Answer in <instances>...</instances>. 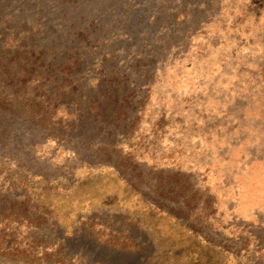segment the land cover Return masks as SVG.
Wrapping results in <instances>:
<instances>
[{"label": "rangeland", "instance_id": "374dc122", "mask_svg": "<svg viewBox=\"0 0 264 264\" xmlns=\"http://www.w3.org/2000/svg\"><path fill=\"white\" fill-rule=\"evenodd\" d=\"M13 15L20 43L66 33L52 54L78 55L88 99L115 77L126 101L114 132L62 99L37 112L0 163L27 198L0 202V264H264V0H0Z\"/></svg>", "mask_w": 264, "mask_h": 264}, {"label": "trees", "instance_id": "16d2710c", "mask_svg": "<svg viewBox=\"0 0 264 264\" xmlns=\"http://www.w3.org/2000/svg\"><path fill=\"white\" fill-rule=\"evenodd\" d=\"M55 14L56 12H50L51 16ZM25 21L28 22V16L26 19L23 17L22 23ZM36 21L37 18L34 23ZM12 22L15 23V15L0 27V163L6 162L8 169L15 171V169H11L9 164L14 160L10 155L15 156L16 153L20 152L21 147L17 144L19 142L25 143L24 136L27 131L35 127L41 130L45 126L32 124L37 112L46 117L42 118L43 121L52 122L51 112L55 107L53 104L58 99L69 102L72 107L82 108L80 110L85 113L82 128L91 122L99 121L100 125L113 123L115 125L113 132L117 131L116 129L121 122L120 113L116 114L114 111L109 113V107L121 108L125 105L126 99L125 96H120L118 93L121 86L117 83V79L113 77L115 72H111L114 79H108V81L101 84L108 90L101 92L99 96L88 99V94L83 90L75 73L79 64H81L78 55H69L64 63H59L55 60V55L52 54L54 44L63 39L66 33L59 29L54 31L47 24L38 29L28 27L27 36L24 38L25 42L20 43L19 37H16L15 33L10 30L9 24L11 25ZM3 28L9 29V32L2 38ZM79 35L77 38L83 41L85 36ZM42 39L47 45H44L41 51H37V44ZM23 44H26L27 47ZM72 49H77V46ZM37 52L39 53L37 54ZM143 59L145 57L136 59L131 69L137 71L141 66L143 67L146 63ZM53 66L56 69H53ZM123 85L125 84L123 83ZM81 90L82 92H80ZM22 95L25 98L19 100L18 98ZM40 95L44 99L36 102L35 99ZM27 96L30 97L25 100ZM71 125L78 126L76 124ZM35 149L32 148L27 154L33 155ZM76 153L78 154V151ZM78 155L85 159L92 157L98 159V162L102 165L107 161V158L105 159L100 152H84ZM17 162L21 164L18 169L24 167L19 158ZM19 188H14L13 183H10L6 192L0 191V202H27L25 196L15 194V191ZM2 192L4 195H1Z\"/></svg>", "mask_w": 264, "mask_h": 264}]
</instances>
